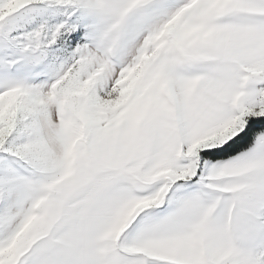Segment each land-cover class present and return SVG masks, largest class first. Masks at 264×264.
Instances as JSON below:
<instances>
[{
  "label": "snow or ice",
  "instance_id": "6c2138e0",
  "mask_svg": "<svg viewBox=\"0 0 264 264\" xmlns=\"http://www.w3.org/2000/svg\"><path fill=\"white\" fill-rule=\"evenodd\" d=\"M0 264H264V0H0Z\"/></svg>",
  "mask_w": 264,
  "mask_h": 264
}]
</instances>
